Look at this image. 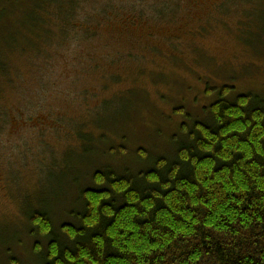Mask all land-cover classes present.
Returning <instances> with one entry per match:
<instances>
[{
	"label": "rangeland",
	"instance_id": "obj_1",
	"mask_svg": "<svg viewBox=\"0 0 264 264\" xmlns=\"http://www.w3.org/2000/svg\"><path fill=\"white\" fill-rule=\"evenodd\" d=\"M39 1L0 0L10 78L0 77V264H34L40 239L24 231V204L57 221L74 194L71 177L102 163L133 170L171 157L184 119L174 107L197 115L213 100L207 86L216 96L224 84L233 96H264V0H77L78 27L62 30L44 16V32L54 34L47 44L29 33ZM173 2L172 19L157 22L160 3ZM79 123L91 143L74 135ZM120 144L127 155H110Z\"/></svg>",
	"mask_w": 264,
	"mask_h": 264
},
{
	"label": "trees",
	"instance_id": "obj_2",
	"mask_svg": "<svg viewBox=\"0 0 264 264\" xmlns=\"http://www.w3.org/2000/svg\"><path fill=\"white\" fill-rule=\"evenodd\" d=\"M39 2L41 19L29 31L37 41L54 36L43 30L44 16L62 30L80 26L72 19L77 0ZM160 5L157 22L180 7ZM4 57L0 77L10 80ZM209 89L204 94L213 100L197 115L174 107L184 119L171 135V157L133 170L102 163L88 176L71 177L74 194L57 221L48 209L24 204V231L45 244L34 245V264H264V96H233L225 84L218 96ZM84 128L72 130L90 141ZM99 139L104 143L103 134ZM107 151L127 155L122 144ZM142 153L136 156L144 161Z\"/></svg>",
	"mask_w": 264,
	"mask_h": 264
}]
</instances>
